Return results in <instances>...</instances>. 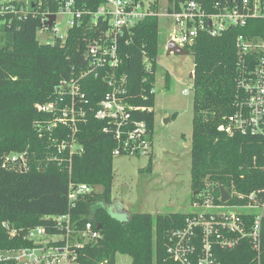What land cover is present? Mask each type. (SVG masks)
Instances as JSON below:
<instances>
[{
  "label": "trees",
  "instance_id": "obj_1",
  "mask_svg": "<svg viewBox=\"0 0 264 264\" xmlns=\"http://www.w3.org/2000/svg\"><path fill=\"white\" fill-rule=\"evenodd\" d=\"M29 2L26 17L0 27V223H8L17 232L9 238L0 228V250L22 248L28 245L22 239L30 230L51 228L46 218L68 212V186L73 183L93 188L71 213L83 217V222L92 218L96 226L100 225L101 238L88 255L94 263L116 264V257L123 255L130 258V264H173L167 254L168 235L184 227L188 213L124 212L121 220L109 211L116 143L104 133V123L94 119L92 112L107 92L106 85L93 76L80 81L87 101L82 104L86 117L76 135L82 152L73 154L70 169L66 152L59 154L57 150L62 141H69L68 129L41 130V125L45 128L50 122V116L35 109L54 99V88L61 80L77 75L84 67L88 44L106 27L101 21L97 27H90L88 13L95 12L104 0H74L75 8L87 14L68 32L64 45L41 44L36 37L41 30V12L56 13L59 1L42 0V6L41 0ZM263 32L264 20H250L244 28L226 31L216 38L200 35L184 47L193 59L191 204L201 201L211 190L217 199L219 186L230 195L227 205L240 203L239 194L261 193L264 189V137L229 136L218 130L225 117L233 113L239 95L235 87V39L240 34L264 38ZM161 42L159 18L149 16L134 26L129 43L122 41L118 47L117 74L126 79L129 103L151 108V112L135 115L137 120L146 121L151 141V91ZM168 78L166 75L165 88L169 87ZM19 153L26 154L23 171L3 167L8 155ZM55 158L62 159L61 164ZM150 166L151 157L148 171ZM198 243L196 240L195 245ZM212 253L215 264H264V217L259 251L245 238L232 249L213 244Z\"/></svg>",
  "mask_w": 264,
  "mask_h": 264
},
{
  "label": "built area",
  "instance_id": "obj_2",
  "mask_svg": "<svg viewBox=\"0 0 264 264\" xmlns=\"http://www.w3.org/2000/svg\"><path fill=\"white\" fill-rule=\"evenodd\" d=\"M59 4L56 13L49 10L41 12V30L52 38L46 44L59 42L64 45L68 32L87 14L75 8L74 0L59 1ZM28 5L29 0H2L0 27L9 26L13 19L26 17ZM49 15H54L55 19L47 26ZM88 15L90 27H97L100 21L105 22L106 27L97 39L88 44L84 67L77 75L61 80L55 86L52 101L37 105L39 112L50 116V122L45 128L41 125V130L66 128L69 131V141H62L57 148L59 154L66 152L68 169L73 154L82 152L76 135L79 124L85 122L86 117L82 104H87V101L80 87L85 76L99 78L108 88L92 112L94 119L104 123V133L115 140L113 156L144 157L151 154L152 141L146 121L137 120L135 116L151 112V108L130 104L126 79L117 74L120 42L129 43L132 29L138 22L149 16L164 17L167 26L172 25L164 48L168 42H173L184 49L200 35L216 38L226 31L246 27L250 20H264V0H172L171 3L167 0L161 15L151 9L148 0H104L95 12ZM64 17L67 18L66 27L61 31V19ZM235 52V87L239 95L234 102L233 113L225 117L218 130L229 136L264 137V38L240 34L235 39ZM151 93H154L153 89ZM189 93L191 90L182 91V95ZM58 160L61 164L62 159ZM9 166L23 171L26 154L8 155L3 167ZM91 191L93 188L90 186L69 183L68 212L47 217L52 226L47 230L42 227L30 230L22 239L28 245L0 250V264H107L106 261L94 263L88 256L101 238L94 220L90 218L83 222V217H74L71 213ZM212 192L190 205L191 210L186 212L190 216L183 228L169 233L167 254L173 264H215L213 244L221 249H232L245 238L251 241L254 250L259 251L264 189L261 193L237 195L240 203L233 205L222 203L220 195L216 199ZM0 228L9 238L17 236L16 230L6 222H1ZM196 240L199 241L197 246Z\"/></svg>",
  "mask_w": 264,
  "mask_h": 264
},
{
  "label": "rangeland",
  "instance_id": "obj_3",
  "mask_svg": "<svg viewBox=\"0 0 264 264\" xmlns=\"http://www.w3.org/2000/svg\"><path fill=\"white\" fill-rule=\"evenodd\" d=\"M167 0H148L152 10L161 15ZM160 52L153 83L154 127L149 156H114L111 206L117 219L130 214L186 213L191 210L190 142L192 135V80L193 59L190 54H167L163 39L168 38L172 25L159 16ZM66 17L61 19V31L66 27ZM37 40L46 44L51 36L39 30ZM169 87L165 88V76ZM191 90L182 95L183 90ZM36 111H38L36 106ZM41 113V112H39ZM151 157L150 171H148ZM98 189V188H97ZM116 264H130V258L119 255Z\"/></svg>",
  "mask_w": 264,
  "mask_h": 264
},
{
  "label": "water",
  "instance_id": "obj_4",
  "mask_svg": "<svg viewBox=\"0 0 264 264\" xmlns=\"http://www.w3.org/2000/svg\"><path fill=\"white\" fill-rule=\"evenodd\" d=\"M58 1H63V0H58ZM147 1V0H144ZM55 16L54 15H49L48 16V21L46 22L47 26H50L52 22L54 21ZM166 52L167 54H177V55H186L187 51L184 49H181L177 47L173 42H168L166 45ZM189 78H193V73L189 75ZM219 193H220V199L222 203H227L230 200V195L229 193L225 190L224 187L219 186ZM97 229H100V225L97 226Z\"/></svg>",
  "mask_w": 264,
  "mask_h": 264
},
{
  "label": "crops",
  "instance_id": "obj_5",
  "mask_svg": "<svg viewBox=\"0 0 264 264\" xmlns=\"http://www.w3.org/2000/svg\"><path fill=\"white\" fill-rule=\"evenodd\" d=\"M112 193V192H111ZM122 212H126V213H128L126 210H124V209H122Z\"/></svg>",
  "mask_w": 264,
  "mask_h": 264
}]
</instances>
